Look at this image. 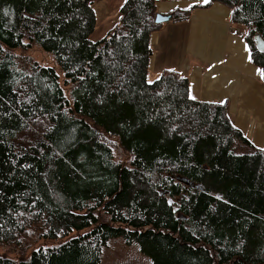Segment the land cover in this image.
Instances as JSON below:
<instances>
[{"label": "trees", "instance_id": "1", "mask_svg": "<svg viewBox=\"0 0 264 264\" xmlns=\"http://www.w3.org/2000/svg\"><path fill=\"white\" fill-rule=\"evenodd\" d=\"M156 2L125 0L92 40L93 0H0V246L19 254L0 264H101L117 237L152 264H264V147L179 71L148 80ZM210 2L264 73V0ZM34 45L62 77L13 53ZM43 239L56 244L30 250Z\"/></svg>", "mask_w": 264, "mask_h": 264}, {"label": "crops", "instance_id": "2", "mask_svg": "<svg viewBox=\"0 0 264 264\" xmlns=\"http://www.w3.org/2000/svg\"><path fill=\"white\" fill-rule=\"evenodd\" d=\"M176 8L192 10L188 19H169L150 34L149 75L179 71L188 79L190 97L225 103L234 125L263 148L264 83L261 69L251 63L245 50V26L233 22L231 9L220 2H156V12L163 15Z\"/></svg>", "mask_w": 264, "mask_h": 264}, {"label": "rangeland", "instance_id": "3", "mask_svg": "<svg viewBox=\"0 0 264 264\" xmlns=\"http://www.w3.org/2000/svg\"><path fill=\"white\" fill-rule=\"evenodd\" d=\"M125 0H93V6L96 13V27L91 34L92 40H98L102 38L106 32L120 19V8ZM25 52V53H24ZM16 55H29L39 64L43 66L53 67L57 70L60 77H62V71L58 68L57 64L53 60V57L42 50L39 46H31L27 51L21 49L13 50ZM154 77L148 75V80H153ZM240 150V148H238ZM116 157L122 162L126 161V156L122 153H117ZM94 224L91 225L93 227ZM73 231L71 234H75ZM56 244L52 240H39L30 249H36L38 247H48ZM28 250V252L30 251ZM12 252L8 247L0 246V255L4 254L12 258H18L19 254ZM101 264H152L150 258L141 252L137 243L126 244L121 237L111 238L107 242V245L102 249Z\"/></svg>", "mask_w": 264, "mask_h": 264}, {"label": "water", "instance_id": "4", "mask_svg": "<svg viewBox=\"0 0 264 264\" xmlns=\"http://www.w3.org/2000/svg\"><path fill=\"white\" fill-rule=\"evenodd\" d=\"M170 19V15H163L161 13H156L155 15V18H154V22L159 24V23H163V22H166ZM254 40H255V44H256V47L261 50V49H264V41L263 39L258 35L256 34L254 36ZM178 181L182 182L183 184L187 185V186H193L195 188H198V189H202L199 185H193L192 182L188 181L187 179L185 178H177Z\"/></svg>", "mask_w": 264, "mask_h": 264}, {"label": "snow or ice", "instance_id": "5", "mask_svg": "<svg viewBox=\"0 0 264 264\" xmlns=\"http://www.w3.org/2000/svg\"><path fill=\"white\" fill-rule=\"evenodd\" d=\"M203 2L206 4V3H208L209 2V0H203ZM245 50L246 51H249L250 52V50H249V48H248V46L247 45H245ZM262 51H264V49H261ZM249 60L251 61V59H252V57H251V54L249 55ZM262 75H264V73H262ZM191 98H193L194 99V97H191Z\"/></svg>", "mask_w": 264, "mask_h": 264}]
</instances>
